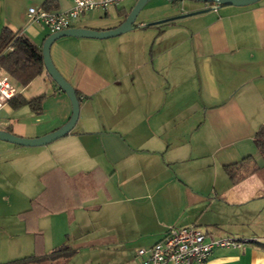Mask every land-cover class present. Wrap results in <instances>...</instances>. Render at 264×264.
Listing matches in <instances>:
<instances>
[{
    "label": "crops",
    "instance_id": "crops-1",
    "mask_svg": "<svg viewBox=\"0 0 264 264\" xmlns=\"http://www.w3.org/2000/svg\"><path fill=\"white\" fill-rule=\"evenodd\" d=\"M45 1L0 0V34L8 27L42 49L52 33L28 9ZM52 1L48 11L74 5ZM136 1L72 27L116 28ZM166 14L119 36L52 44L55 66L79 92L80 116L45 146L0 140V232L11 261L68 247L71 256L35 264H131L169 227L195 225L249 240L214 249L205 264H264V157L254 142L264 125V0ZM16 87L26 101L42 98V109L9 101L0 129L38 138L70 120L71 100L46 69Z\"/></svg>",
    "mask_w": 264,
    "mask_h": 264
},
{
    "label": "built area",
    "instance_id": "built-area-1",
    "mask_svg": "<svg viewBox=\"0 0 264 264\" xmlns=\"http://www.w3.org/2000/svg\"><path fill=\"white\" fill-rule=\"evenodd\" d=\"M126 0H74L71 9L53 12L30 7L28 17L31 22L41 23L51 33L73 26L81 16L98 9L107 10ZM8 50H13L10 45ZM18 93L10 77L0 70V110ZM248 239L233 237H211L195 225L171 226L164 237L150 248H141L131 264H205L214 249L222 247H241Z\"/></svg>",
    "mask_w": 264,
    "mask_h": 264
},
{
    "label": "trees",
    "instance_id": "trees-1",
    "mask_svg": "<svg viewBox=\"0 0 264 264\" xmlns=\"http://www.w3.org/2000/svg\"><path fill=\"white\" fill-rule=\"evenodd\" d=\"M53 1L46 0L44 9H47ZM155 24H148L147 26H154ZM12 46L13 50H8V46ZM45 69L42 49L33 43L26 35L13 32L10 28L4 27L0 34V70L3 74L10 77L12 82L17 86L24 87L28 85L36 76L40 75ZM18 88V87H17ZM79 96V92L76 90ZM14 108L29 105L34 111L42 109V98H36L31 101H26L17 93L11 100ZM10 132V131H9ZM254 142L259 149L261 155L264 157V125H262L254 135ZM251 157L243 159L236 165L251 160ZM233 165L227 166L226 169L232 178H235V171ZM73 254V250L68 247L58 248L49 254L32 255L23 257L6 264H35L43 259H56L59 257H69Z\"/></svg>",
    "mask_w": 264,
    "mask_h": 264
},
{
    "label": "water",
    "instance_id": "water-1",
    "mask_svg": "<svg viewBox=\"0 0 264 264\" xmlns=\"http://www.w3.org/2000/svg\"><path fill=\"white\" fill-rule=\"evenodd\" d=\"M150 0H137L134 6L131 8L130 12L126 16L125 20L116 28L110 30H95L90 28H80V27H70L58 32H54L50 34L43 46H42V56L45 65V69L52 77V79L61 87V89L68 95L71 100L73 112L70 120L64 124L59 129L46 134L44 136L38 138H24L17 136L9 131L0 129V140L7 141L13 144H17L19 146L25 147H38V146H45L48 145L57 139L67 135L76 125L79 116H80V99L76 93V89L72 86L70 82H68L64 76L60 73V71L55 66L52 57H51V46L52 44L66 36L71 37H86V38H111L115 36H119L123 33H126L132 30L135 27V21L140 14L143 7L149 2ZM169 1H176V0H169ZM201 1L206 4H209L212 8L214 5L218 6H248L259 2L260 0H195ZM211 8H206L199 11L189 12L183 14L181 17L184 16H193L198 15L200 13L207 12ZM168 20H161L153 22L152 24L164 23Z\"/></svg>",
    "mask_w": 264,
    "mask_h": 264
},
{
    "label": "rangeland",
    "instance_id": "rangeland-1",
    "mask_svg": "<svg viewBox=\"0 0 264 264\" xmlns=\"http://www.w3.org/2000/svg\"><path fill=\"white\" fill-rule=\"evenodd\" d=\"M132 4H133L132 1L125 2V5L127 6ZM205 5L206 3L195 0H176V1L150 0L141 10L134 25L138 26L141 22H145V24L148 25L149 23L153 22L151 19H153L156 16L158 17V15H161L162 13H168L166 15H182L185 11L192 12L194 10L200 9ZM185 20L187 19L184 18L183 22L187 23ZM180 21H182V19H180ZM101 194L102 195L100 196V200H105L106 196L103 195L104 193ZM1 207L6 209L7 203L6 204L1 203ZM59 225L63 227L65 225L64 221L59 222ZM4 237H5V232H0V264H4L5 262L16 259L15 256H12L13 254L11 252L5 251V249H7L8 247V242H7L8 240L7 238ZM45 263H39V264H45Z\"/></svg>",
    "mask_w": 264,
    "mask_h": 264
}]
</instances>
